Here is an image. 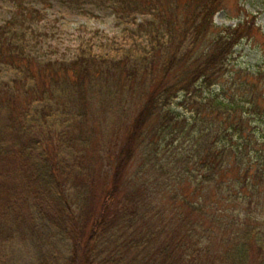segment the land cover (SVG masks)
<instances>
[{
  "label": "trees",
  "instance_id": "1",
  "mask_svg": "<svg viewBox=\"0 0 264 264\" xmlns=\"http://www.w3.org/2000/svg\"><path fill=\"white\" fill-rule=\"evenodd\" d=\"M29 1L0 23L13 74L0 80V264H264L254 16L223 26L224 0H93L120 32L90 30L52 59ZM243 41L262 52L255 70L232 62Z\"/></svg>",
  "mask_w": 264,
  "mask_h": 264
},
{
  "label": "rangeland",
  "instance_id": "2",
  "mask_svg": "<svg viewBox=\"0 0 264 264\" xmlns=\"http://www.w3.org/2000/svg\"><path fill=\"white\" fill-rule=\"evenodd\" d=\"M28 4L45 14L38 25V30L46 33L38 44V56L71 59L86 32L99 29L112 36L122 28V22L109 6L99 5L93 0H30ZM13 11L11 0H0V23L9 20ZM247 15L254 16L256 25L264 32V0H224V8L216 13L215 22L223 26H236ZM141 17L138 15V18ZM258 37L264 39L261 33ZM261 53L253 42L243 41L237 47L232 62L238 67L255 70L262 62ZM12 76L6 70L0 71V80H8ZM23 243L24 240L20 241L18 246L22 248ZM18 254L21 255V252Z\"/></svg>",
  "mask_w": 264,
  "mask_h": 264
}]
</instances>
